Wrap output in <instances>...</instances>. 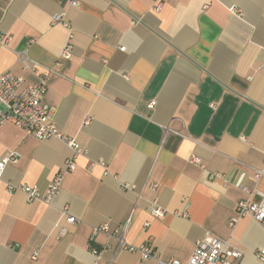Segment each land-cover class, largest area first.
Wrapping results in <instances>:
<instances>
[{
    "label": "crops",
    "instance_id": "crops-1",
    "mask_svg": "<svg viewBox=\"0 0 264 264\" xmlns=\"http://www.w3.org/2000/svg\"><path fill=\"white\" fill-rule=\"evenodd\" d=\"M160 1L155 12L156 0H0V71L27 84L47 72L42 101L83 151L51 203L30 202L6 185L45 190L72 151L0 126V160L19 154L0 177V264H157L92 236L102 224L126 226L125 243L161 261L187 264L210 234L257 264L264 230L228 223L243 188L264 193L253 177L264 170V0ZM58 14L66 26L52 24ZM63 210L76 223L58 238Z\"/></svg>",
    "mask_w": 264,
    "mask_h": 264
},
{
    "label": "built area",
    "instance_id": "built-area-1",
    "mask_svg": "<svg viewBox=\"0 0 264 264\" xmlns=\"http://www.w3.org/2000/svg\"><path fill=\"white\" fill-rule=\"evenodd\" d=\"M68 5L78 7L79 0H68ZM162 3L156 0L154 11L161 10ZM52 24H60L66 26L61 15L52 17ZM0 39L9 41V37L0 35ZM124 50V48H120ZM71 56V46L68 44L62 53V57L68 59ZM47 72H43L37 76L35 83H25L22 76L16 75L11 71H0V126L11 124L27 135H30L38 140H46L55 138L65 143L72 151L71 157L65 162L63 167L58 171L54 178L47 185L45 190H41L36 186L29 185H13L8 183L6 189L9 193L22 192L26 199L32 201H43L47 204L51 203L56 195L61 190L62 180L66 173H71L76 169L75 159L78 155L83 154L82 149L76 142L75 138L64 135L55 123L56 108L45 104L42 101L43 94L46 91V76ZM155 102H151L149 107L152 108ZM19 154L16 152L9 153L5 158L0 160V177L9 163H16ZM189 163L204 168L201 160L198 157H191ZM107 174L105 163L98 162ZM212 177H220L219 175ZM254 180H259L264 177V170L254 171ZM153 189L156 188L152 184ZM124 189H131L130 185H125ZM246 193V198L237 202L235 206V217L229 219V226L233 227L240 219L249 217L258 223L264 230V193L257 188H243ZM150 214L155 219H162L166 215V211L156 204H153ZM185 216V215H183ZM61 217L64 218L65 225L57 223L55 228L58 230V238L64 237L68 233V226L76 223V218L67 214L63 210ZM130 218L126 221L129 223ZM126 226L111 230L107 224L99 225L92 231V236L98 233H103L111 237H116L118 248L126 250L130 253H138L142 261L150 258H155L157 264H179L175 259L169 261H161L148 245L131 246L125 243L123 232ZM92 239V238H91ZM97 253V251H94ZM36 253L31 256L32 260H36ZM245 253L232 245L229 240H223L213 235L206 234L203 238L195 243L192 255L187 264H243L242 260ZM257 264H264V249H260L256 253Z\"/></svg>",
    "mask_w": 264,
    "mask_h": 264
}]
</instances>
